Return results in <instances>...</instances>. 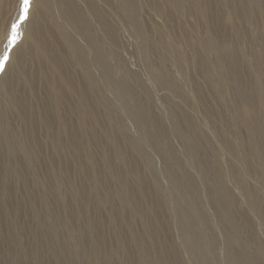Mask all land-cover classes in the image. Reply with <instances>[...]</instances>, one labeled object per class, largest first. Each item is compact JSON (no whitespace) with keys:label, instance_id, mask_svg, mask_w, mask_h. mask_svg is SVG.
Listing matches in <instances>:
<instances>
[{"label":"bare ground","instance_id":"bare-ground-1","mask_svg":"<svg viewBox=\"0 0 264 264\" xmlns=\"http://www.w3.org/2000/svg\"><path fill=\"white\" fill-rule=\"evenodd\" d=\"M5 1L0 0V17H2ZM33 1L34 10L30 12L29 21L22 25L25 35L18 45V52L11 68L6 74L0 76V83L3 86V93L0 94V158L3 155L8 157L7 164L0 167V181L2 182L0 203L6 206L14 221L17 219L20 221V225H27L31 220L37 225L41 224L35 213L29 214L30 205L27 204L25 198L39 202L42 205L41 208L53 212L56 207L54 192H58L61 195L63 206H67L66 201L71 187L68 188V192L64 191L62 194L61 184L64 178L73 175L74 181L76 180L74 188L76 193L85 194L83 207L81 205L78 207L81 213L78 208L77 211L81 218H84L85 229L95 239L99 236V230L104 223L114 230H119L121 225H124L129 240L134 241L138 249V264L153 262L146 254L155 241H158L162 248V254L165 253L168 256L167 260L157 258V264H164L165 261L170 264H188L189 261L179 255L184 247L189 257L192 255L201 264H206L204 261L206 258L199 251L198 233L189 228L192 220L185 215L178 203L174 204L178 213L175 225L181 233V246L183 244L184 247L180 248L181 246L179 247L174 241L173 224L169 209L167 210L170 198L163 195L164 188L140 140L133 138L126 126L119 124L121 120L119 116L109 108L105 98L98 93L97 77H101L111 93L135 100L136 106L129 110V116L134 120L142 136L147 139L148 144L160 156L166 176L188 195L192 203L197 205L201 214L199 220L206 221L208 217L204 209L199 206L194 178L186 171L180 153L172 146L169 138L171 133L175 132V127L179 129L178 134L184 139L188 152L201 151V146L197 143L199 139L196 136L207 139L208 135L202 129V125L197 122L196 112L199 110L203 112L213 127L220 130L224 118L221 117L222 121L221 118L218 119L221 115H217L218 110L216 111L215 105L224 111H234L236 115L233 122L246 131L247 145L250 154L258 160L259 170L237 172L234 158L235 144L228 142L227 152L231 158L228 160L229 174L241 186L247 184V178L255 175L264 193V84L253 77L256 71L264 72V0H236L235 5H230V10L225 15H222L219 9L213 10L212 7L216 5L214 0L213 3L211 1V6L206 5L207 12L211 14V18L204 20L206 37L203 42L212 54V62L208 67L203 66L201 60L197 59L194 53L196 45L190 40L188 33L182 30L181 37L187 42L186 47L191 56L190 63L196 71H199L211 101L201 95L199 88L193 90L195 104H191L189 112H186L187 110L180 103L169 102L170 118L173 122L172 132L171 129L168 130L160 114L152 112L153 100L140 90V88L147 87L140 82L136 73L126 74L121 82L112 81L110 78V58H108L110 50L104 40L107 39L109 42L116 40L117 32H119V19L116 20L115 16L116 13L120 15V12L139 33L137 24H135L138 0H83L85 8H82L76 0ZM148 1L153 2L154 0ZM166 1L170 16L176 15L172 16L173 19H177L182 9L186 11L184 8L186 3L189 12L193 10L202 16L205 14L203 8L193 3L192 0ZM57 3L58 6H55ZM155 7L160 10L159 6L155 5ZM55 14L62 18V21L57 19ZM232 14L235 15V19H232ZM246 19L259 21L257 36L263 39V45L257 52V58L254 57V61L248 60L250 58L247 59L246 55L242 54L236 43L238 40L234 42L233 39L234 36L236 39L240 38L246 31V27L244 30V25L242 26V22ZM92 20L96 21L99 33L94 32ZM63 22L71 24L82 43L75 35L67 32ZM136 31L135 34H137ZM221 41L228 45L227 55H222L218 51ZM169 50L166 46L163 52L155 51L158 64L155 70L152 69L151 75L160 81L163 89L168 90L166 92L188 98L183 94L184 92L181 93L178 90L177 84L165 68L170 62L167 57ZM182 55L184 58L188 56L185 53ZM117 58L114 59L115 64H119ZM146 60L143 56L142 62L145 63ZM210 70L214 72L216 79L209 75ZM221 85L227 87L231 94L230 97L227 98ZM254 99L257 102H254ZM40 128L46 132L47 144L44 147ZM184 129L190 134L191 142H188L187 137L184 136ZM227 130V127L223 129L225 135L223 141H228L229 137H232ZM194 132L196 136L193 135ZM105 145L111 148V154L116 156L119 164L129 170L134 182L130 183L125 177L112 173L108 156H102L99 160L94 159V154L89 151L90 147L98 150ZM211 153L213 157L216 156L214 149ZM39 159L42 165L35 170L32 160ZM197 160L201 163L200 173L207 178V191L215 204L221 224L226 227L232 238L238 236L237 241L240 246L233 251L236 264H245L249 260L252 264H264V247L253 232V223L244 215H239L238 220L226 204L229 199H226L227 194L219 178L220 165L215 169L212 163L205 161L207 158L203 154L197 155ZM243 163L245 166L249 164L246 157ZM23 167L33 178L39 176L43 179L46 176H53L59 185L55 183L53 187H50L45 183L39 184V181H35L34 186H28L26 179L20 176ZM145 168L153 172L152 181H146ZM111 187L116 189L113 194L117 199L116 204L113 200L110 202ZM18 192L21 196L16 197ZM248 196V200L255 205L254 210L259 220L264 225V210L261 206L264 205V195H250L249 193ZM138 198L146 200L149 214L153 219L152 224H143L141 233H135L132 230L133 222L142 219L143 215ZM91 200L93 207H88ZM172 201L175 203L174 200ZM92 210L96 212L95 218L90 215ZM104 210H107L106 217L102 212ZM68 213L69 218L73 217L78 220L77 212H71L70 209ZM22 216L26 217L23 219ZM66 221L67 219L62 220L60 224L64 225ZM57 229H59L57 226L56 229L53 228L56 237L64 238L63 242L66 241V243L71 240L75 243L73 257L84 254L81 242L86 235L84 230L78 233L66 231V236H64L61 230ZM161 234L162 242L160 241ZM215 239L209 237L210 246L208 247L211 251L216 249L214 248ZM114 240L117 249L106 251L105 257H119L122 254L132 253L128 246L125 249V245L116 235H114ZM250 241L252 244L249 243ZM131 244L134 246L133 243ZM98 245H103L101 238H98ZM63 248L66 247L63 246ZM174 251L181 257V260L175 259ZM244 253L248 257H244ZM73 257L67 256L64 260L65 264H71ZM105 257L100 259L103 264L107 261Z\"/></svg>","mask_w":264,"mask_h":264},{"label":"rangeland","instance_id":"rangeland-1","mask_svg":"<svg viewBox=\"0 0 264 264\" xmlns=\"http://www.w3.org/2000/svg\"><path fill=\"white\" fill-rule=\"evenodd\" d=\"M211 1L213 3V0H192L193 3L203 8L205 13L203 16L194 12L193 10L189 12L187 10V3L185 2L186 4L184 8L188 12L182 9L179 13V15L181 16L178 15L177 19H173L172 16L174 14L170 16V11L167 8L168 4L166 0H154L153 2H149L148 0H138V13H136L135 24H137L136 26L139 29V33H142L139 34L135 29H133L136 27L131 22L127 21L123 17L122 12H120V15L116 13L115 16L116 20L119 19V32H117L118 34L116 36V40L114 42H109L107 39L104 40L105 45L110 50L108 58H110L109 70H111V80L121 82V80H123V76L125 77L126 74L136 73L140 82L147 87L145 89L140 88V90L146 96L151 98V100H153V108H151L152 112L157 113L158 115L160 114V116L163 118L164 124L169 131L171 129V132V125H173V122L170 118L169 102L180 103V105H183L185 107V109L187 110L186 112H189L191 110V104H195V93L193 92V90H198L200 88L201 95L206 99L209 98V92H207V88L199 71H196L193 68L192 63H190L191 59L189 58L191 56H189L190 52L186 47L187 42L185 38L181 37V35L183 34L182 30L188 33V37H190V40L196 45L194 53H196L197 59L201 60L203 66L208 67L212 62V54L211 52H209V49L204 44L203 40L206 37L204 20L207 18H211V14L207 12L206 5L211 6ZM214 1L216 5L212 7L213 10L219 9L222 12V15H225L228 10H230V5H235L236 3V0H231V2L230 0ZM76 2L82 8H85V2L83 0H76ZM18 5L19 0L5 1V6L2 13L3 18L0 17V40L4 39L5 34L10 29L11 23L15 22V20L18 18ZM155 5L159 6L160 10L155 7ZM55 6H58V3ZM33 10L34 1L30 12H32ZM55 17L57 19H61L62 21V18L57 17L56 14ZM235 18V15L232 14V19ZM255 21L256 20L246 19L244 22H242V26L244 25V30L246 27L247 32L244 31L242 36L238 39H236V36H234L233 38L234 42L238 40L236 43L238 44L242 54L244 56L246 55L245 57L247 59L250 58L248 59L250 61H254V57L257 58V52L263 45L262 37L257 36L259 33V21ZM92 24L94 26V32L99 33L100 31L95 20H92ZM63 25L64 28H67H65L67 32L69 31L70 34L75 35L77 40L82 43V40L77 35L76 31L72 29L73 27L71 26V24L66 22ZM134 30L137 32V34H135ZM21 31L24 37L25 33L22 26ZM22 40L20 42H22ZM164 45H166L170 49L167 52V57L170 62L168 61L169 64H166L165 68L169 72L173 81L177 84L178 90H180L181 93L184 92L183 94L187 95L188 98H184L185 96L179 97V94L171 95L170 92H166L168 90L163 89L161 87L160 81L153 78V76L151 75L152 69L155 70L158 64V58L156 57L155 51L160 50V52H163V50L166 49V46ZM218 51L222 55H227L229 53L228 45L225 42L223 43L221 41L218 45ZM184 53L188 55L186 58H184V55H182ZM110 55L112 56L110 57ZM143 56H145L147 59L145 63L142 62ZM116 58L118 59L119 64H115L114 59ZM180 58L182 61L180 60ZM187 59L188 62H186ZM171 62L173 63L171 64ZM146 65L147 67H145ZM13 70L15 71V69ZM208 72L209 75L213 77V79H216V76L212 70ZM260 72L261 73H259V71L254 72L255 75H253V77H256L261 83L264 84V72L261 70ZM97 80L99 82L98 93L100 94V96L105 98L107 102L106 104L109 106V108L113 109L114 113L119 116H117L119 119H121L119 124L126 126L129 134L133 136V138L140 140V144L143 150H146L149 154V158L156 171L155 174L157 178L160 179L159 181L164 188V192H162L163 195L167 196V198L170 199L173 198L172 200L175 201L174 203L172 200H168L167 210L169 209L168 211L170 212V217L173 224V239L178 244V246H181L182 236L178 227L175 225L178 213L174 204L177 205V203L178 206H180V208L184 211L185 215L190 220H192V225H190L189 228L198 233V240L200 243L199 251L206 258V260L204 259L206 264H236L233 251L240 246L237 241L238 236L232 238L228 234V230L224 225L221 224V220L218 212L216 211L215 204H213V201L209 196V193L207 191V178H205V176L200 173L201 163L197 160V155L203 154V156L207 158V160L205 161L210 162V164L212 163L215 169L219 165L221 167L219 178L223 182V189L227 194L226 199H229L226 204L230 207L237 219L239 215H244L245 217H248L249 220H251V222L253 223V232L256 234L257 238H259V242H261L264 247V225L261 223L259 217L257 216V213L254 210L255 205L252 204L247 198L249 197V193L250 195L253 194L263 196L264 193L262 191L261 185L256 179V176L253 175L250 176L249 179L247 178V184L245 183L243 184L244 186H241L234 181L228 171V160L231 159L229 158L230 155L227 152L228 142H234L235 144V151H233L234 158L236 160L235 169L237 172H240L241 170H244L246 172L254 169L259 170L258 160L254 156H252L253 154H250L245 135L246 131L242 127H238V125L233 122V118L236 115L235 112L230 110L224 111L221 109V107L215 105L216 111L218 110L216 112L217 115H221L218 116V119H220L221 117L224 118V122L222 123V126H220V130H217L215 127H213V125L211 124V122H209L208 118L203 112H201L200 110L196 112V118L198 120L197 122L202 125V129L208 135L207 139H203L199 135L196 136L195 132L193 133V135H195L199 139L197 140V143L198 146H201L202 152L199 150L188 152L186 144L184 143V139L181 138L178 134L179 129H176L173 126L175 132H170L171 135L169 141L177 150V152L180 153L179 155L181 156V159L187 169L186 171L191 173L192 177L194 178L197 197L200 202L199 206L204 209L208 217L206 221H204L203 219H201V221L199 220L201 216L199 212L200 209L195 203H192L188 195H186L176 183L169 180L164 172L165 170L163 168L160 156L148 144L147 139L142 136V134L137 129L134 120L129 116V110L135 108L136 106L135 100L133 98H128L125 96L122 97L118 94L111 93V91L108 89L107 84L102 81L100 76L97 77ZM221 89L227 96V98L231 96L226 86L224 87L221 85ZM1 93H3V86H1L0 83V94ZM166 98H168V100ZM254 102L257 101L254 99ZM223 127H227L228 133L232 136L231 138L229 137L228 141H223L225 137L223 133ZM180 128H182V126H180ZM39 132L42 136L41 140L43 141L44 147L47 144L46 132L43 128H40ZM187 132L188 131L186 129L183 130L184 136L187 137L188 142H191V136ZM212 149L216 151L215 157H213L211 153ZM89 151L94 154L95 160H99L102 156H108L112 166V173L117 176L120 175L122 177H125L126 181H129L130 183L134 182L129 174V170L126 167H122V165L119 164L116 156H114V154H111V148L109 146L105 145L103 147H100L98 150L90 147ZM245 157L249 161V164H247L248 166L246 165L248 168H246L245 164L243 163V159H245ZM7 162L8 157L6 155H3V157L0 158V167L6 165ZM41 165V159L32 160V166L35 170L40 168ZM145 169L146 170L144 175L146 176V181H152L151 178H153L154 176L153 172L148 168ZM28 172L29 171L24 167L21 168L20 176L26 179L25 181L28 186H34L35 181H39V184L45 183L50 187H53L55 183L59 185L58 181L53 176H46L43 179L39 176H35L36 178H33L30 174H28ZM75 182L76 180L74 181L73 175H70L67 178H64V182L61 184L62 194L64 191L68 192V188L71 187V191L69 192L70 195L66 201L68 202L67 206H63L61 202V195H59L60 193L54 192L53 189L56 204L53 212L46 211L44 210V208H41L42 205L39 202H35L33 199L25 198L27 204L30 205V208L28 210L29 214L32 215L33 213H35L41 221V224L38 225L32 220L28 221L27 225H20V221L18 219L17 221H14L6 206H4L2 202L0 203V264H65L64 260L67 256L70 255L73 257L75 243H73V241L71 240L69 241V244L68 242L66 243V241L63 242L64 238L56 237L53 232V228L56 229V226L61 230L64 236H66V231H73L75 233H78L84 230L86 233V235L81 240L83 244L84 254L73 257L70 262L71 264H103L101 263L100 259L105 257V252L112 249H117L116 242L115 240L113 241L114 235H116L118 239L123 242V244L125 245V249L126 246H128L131 249L132 253L129 255L122 254L119 255V257H105L107 259L105 264H138V249L136 248L134 241L131 242L129 240V236L124 230V225H121V229L114 230L111 226L107 227L104 223L103 225H101L99 236L96 239L93 235L90 234V232H87V229H85L86 226L83 225L84 218H81V212L78 208L80 205L83 207L85 194L76 193L74 189L76 187ZM1 187L2 182L0 181V188ZM111 188L112 196L110 198V202H112L113 200V203L116 204L117 199H115L116 196L113 195L116 189L114 187ZM19 196H21L20 192L16 194V197ZM138 199L141 208L143 209V215L142 219H138L133 222L134 225L132 230L135 233H141L144 223H153L152 216L149 214L148 203H146V200L142 198ZM0 201L2 200L0 199ZM91 206L93 207V201L88 207ZM261 206L264 210V205ZM77 208L80 213L77 211ZM70 209L71 212L75 211L79 214L78 220L74 219L73 217H68V211H70ZM102 212L104 213V217H106L107 210H104ZM95 213L96 212H93L92 210L90 212V215L95 218ZM25 217L26 216H22L23 219ZM65 219H67V221L64 222L65 224H60L61 221H64ZM51 220H53V222ZM210 233H212L214 236H212V234ZM208 234L210 239H212V237H214V239L216 238V244L214 247L216 249H213V251H211L208 247L210 246ZM98 238H101L103 242L102 246L98 245ZM160 241H163L162 234L160 235ZM131 243H133L134 246ZM249 243L252 244L251 241ZM63 246L66 248H63ZM183 247L184 245L182 244L180 248ZM162 252V248L160 247L158 241H155V243L148 249L146 256L153 260L151 264H157V258H161L163 260L164 258L166 260L168 259V256L165 253L162 254ZM173 255L175 256L176 260H179L182 257L184 260L189 261L188 264H201L192 255H190L189 257L188 253H186L185 247L184 249H182V252L179 253L181 257L178 256L176 251L173 252ZM243 255L244 257H248L246 253H244ZM164 264L170 263L165 261ZM245 264L252 263L249 260V262Z\"/></svg>","mask_w":264,"mask_h":264},{"label":"snow or ice","instance_id":"snow-or-ice-1","mask_svg":"<svg viewBox=\"0 0 264 264\" xmlns=\"http://www.w3.org/2000/svg\"><path fill=\"white\" fill-rule=\"evenodd\" d=\"M33 0H19V15L15 22L11 23L10 29L5 34L3 40H0V75L7 73L18 52V45L23 38L21 26L25 25L30 19Z\"/></svg>","mask_w":264,"mask_h":264}]
</instances>
